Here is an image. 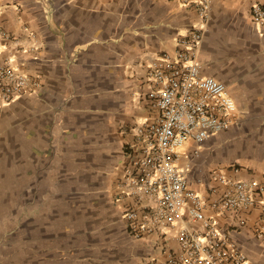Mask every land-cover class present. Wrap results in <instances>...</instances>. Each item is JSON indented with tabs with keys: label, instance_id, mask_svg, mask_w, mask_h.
Returning <instances> with one entry per match:
<instances>
[{
	"label": "crops",
	"instance_id": "crops-1",
	"mask_svg": "<svg viewBox=\"0 0 264 264\" xmlns=\"http://www.w3.org/2000/svg\"><path fill=\"white\" fill-rule=\"evenodd\" d=\"M251 3L211 0L202 27L200 73L226 86L237 113L227 130L180 148L177 167L197 192L213 184L214 171L264 183V29L252 23ZM201 24L178 0H0V28L9 36L0 39V65L36 83L0 108V199L23 203L7 231L15 236L0 242L11 255L0 259L164 264L178 251L176 232L198 223L184 216L135 238L123 212L153 203L129 196L123 175L138 147L136 129L157 116L145 98L150 65ZM206 215L264 264V240L252 235L257 208Z\"/></svg>",
	"mask_w": 264,
	"mask_h": 264
},
{
	"label": "built area",
	"instance_id": "built-area-1",
	"mask_svg": "<svg viewBox=\"0 0 264 264\" xmlns=\"http://www.w3.org/2000/svg\"><path fill=\"white\" fill-rule=\"evenodd\" d=\"M211 0H178L192 8L201 25L176 39L173 54L163 53L150 65L145 98L157 111L156 118L136 129L138 147L124 169V190L134 198L148 197L146 211L125 210L123 218L135 238L172 227L184 216L198 223L176 232L178 251L164 264H254L229 233L206 210L236 214L257 208L259 219L252 235L264 240V183L251 179H229L217 171L204 193L189 187L177 167L180 148L187 141L201 144L236 122L237 106L220 81L200 73L197 50L201 42ZM252 23L264 29V6L252 0ZM8 34L0 28V39ZM36 83L9 63L0 65V108L31 94ZM239 219L231 220L233 221ZM240 222V221H237Z\"/></svg>",
	"mask_w": 264,
	"mask_h": 264
},
{
	"label": "rangeland",
	"instance_id": "rangeland-1",
	"mask_svg": "<svg viewBox=\"0 0 264 264\" xmlns=\"http://www.w3.org/2000/svg\"><path fill=\"white\" fill-rule=\"evenodd\" d=\"M22 201L20 200H14V199H7V198H2L0 199V242L5 243L6 241L9 242L12 240V237L15 236V234H10L9 232H7L9 230V228L11 226H13V221L14 218H17L18 213L20 212L21 208H22ZM11 213V215H10ZM13 215V217L10 216ZM10 223V224H9ZM15 233V232H14ZM18 235V234H17ZM6 242V243H7ZM0 244V247H2L3 244ZM11 246H6V247H2L0 248V256H10L11 253H9ZM4 259V257H3ZM2 258L0 259V264H8L7 261H5L6 259L3 260Z\"/></svg>",
	"mask_w": 264,
	"mask_h": 264
}]
</instances>
